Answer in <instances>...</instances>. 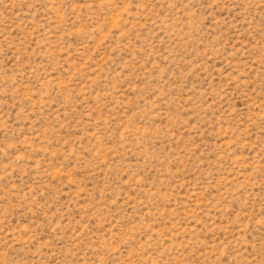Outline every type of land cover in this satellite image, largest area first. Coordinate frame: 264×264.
<instances>
[{
	"label": "rangeland",
	"instance_id": "374dc122",
	"mask_svg": "<svg viewBox=\"0 0 264 264\" xmlns=\"http://www.w3.org/2000/svg\"><path fill=\"white\" fill-rule=\"evenodd\" d=\"M0 264H264V0H0Z\"/></svg>",
	"mask_w": 264,
	"mask_h": 264
}]
</instances>
